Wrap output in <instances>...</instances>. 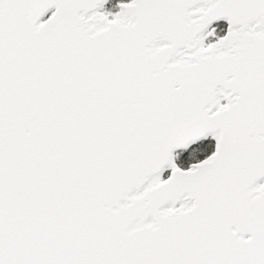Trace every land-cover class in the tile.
Returning a JSON list of instances; mask_svg holds the SVG:
<instances>
[{
    "label": "snow or ice",
    "instance_id": "obj_1",
    "mask_svg": "<svg viewBox=\"0 0 264 264\" xmlns=\"http://www.w3.org/2000/svg\"><path fill=\"white\" fill-rule=\"evenodd\" d=\"M0 264H264V0H0Z\"/></svg>",
    "mask_w": 264,
    "mask_h": 264
}]
</instances>
